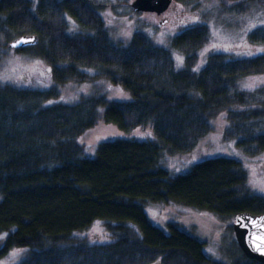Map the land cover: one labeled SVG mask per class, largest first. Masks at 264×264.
Masks as SVG:
<instances>
[{"label":"trees","instance_id":"obj_1","mask_svg":"<svg viewBox=\"0 0 264 264\" xmlns=\"http://www.w3.org/2000/svg\"><path fill=\"white\" fill-rule=\"evenodd\" d=\"M95 1L0 0V38L8 46L37 37L35 46L16 51L43 61L56 85L104 79L131 97L61 104L54 103L56 89L0 87V235L6 234L0 259L28 249L18 264H224L177 226L155 227L146 208L178 205L224 221L245 212L264 215V197L250 192L247 172L235 159H207L178 175L163 166L166 156L192 153L223 112L224 140L236 141L248 158L264 154V88H240L243 80L264 76V53H213L199 68L210 34L197 24L171 38V49L183 57L177 70L170 52L142 32L115 43ZM243 12L242 3L224 9ZM247 39L264 47V28ZM100 108L105 124L124 134L151 126L152 139L102 142L87 157L77 140L95 126ZM95 222H104L113 242H69ZM236 250L230 264H260Z\"/></svg>","mask_w":264,"mask_h":264},{"label":"rangeland","instance_id":"obj_2","mask_svg":"<svg viewBox=\"0 0 264 264\" xmlns=\"http://www.w3.org/2000/svg\"><path fill=\"white\" fill-rule=\"evenodd\" d=\"M134 0H96L100 15L110 38L115 43L127 44L135 32H142L156 46L168 50L177 70L183 67V57L170 47L171 38L182 30L197 25H205L210 34L208 43L200 51L199 68L208 55L225 53L232 58H250L264 53V47L249 44L248 35L258 28H264V0H191L187 5L172 2L168 10L160 16L135 13L131 4ZM242 3L244 12L240 15L224 14V9ZM162 22V25H161ZM74 32L77 28L70 23ZM90 76L93 71L87 72ZM11 86L18 89L50 90L56 89L58 100L54 103L74 104L88 97H101L104 101H131V97L121 88L104 79L88 83L69 82L56 85L51 79L50 68L30 54L18 53L8 48L0 38V87ZM244 91L264 88V76L247 78L240 84ZM103 108L99 109L96 124L77 140L87 157H93L97 146L115 139H152L151 126L137 128L129 134L102 120ZM211 132L202 139L197 148L188 155L166 156L163 166L172 175L185 174L190 168L204 160L226 157L235 159L247 172V185L250 192L264 197V154L256 158L246 157L236 146V141H225L223 134L228 127L227 114L220 113L210 122ZM151 223L165 231L168 224L196 237L204 244V253L210 259L230 264L237 257V243L231 221L178 205L150 204L146 208ZM166 232V231H165ZM6 234L0 235V249ZM114 241L104 222H95L83 233L73 234L70 243L108 244ZM28 249H17L0 259V264H18L28 254Z\"/></svg>","mask_w":264,"mask_h":264},{"label":"water","instance_id":"obj_3","mask_svg":"<svg viewBox=\"0 0 264 264\" xmlns=\"http://www.w3.org/2000/svg\"><path fill=\"white\" fill-rule=\"evenodd\" d=\"M174 0H134L131 8L135 13L155 14L157 16L165 13ZM162 25V22H161ZM37 43L35 36H22L8 44L12 50H22L33 47ZM232 230L238 248L248 260L264 264V253L257 251L255 245L264 246V215L240 213L233 219Z\"/></svg>","mask_w":264,"mask_h":264},{"label":"snow or ice","instance_id":"obj_4","mask_svg":"<svg viewBox=\"0 0 264 264\" xmlns=\"http://www.w3.org/2000/svg\"><path fill=\"white\" fill-rule=\"evenodd\" d=\"M261 240L264 241V237H261ZM255 248H256L257 251H260L261 253H264V246H262L261 244L255 245Z\"/></svg>","mask_w":264,"mask_h":264}]
</instances>
